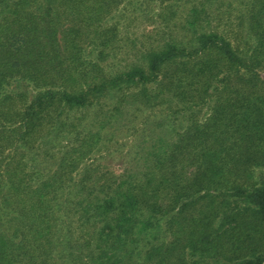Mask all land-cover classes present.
I'll return each mask as SVG.
<instances>
[{"label":"trees","instance_id":"16d2710c","mask_svg":"<svg viewBox=\"0 0 264 264\" xmlns=\"http://www.w3.org/2000/svg\"><path fill=\"white\" fill-rule=\"evenodd\" d=\"M0 264H264V0H0Z\"/></svg>","mask_w":264,"mask_h":264}]
</instances>
